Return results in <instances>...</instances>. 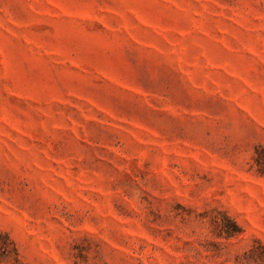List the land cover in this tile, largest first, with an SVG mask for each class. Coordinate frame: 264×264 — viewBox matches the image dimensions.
<instances>
[{"label":"rangeland","instance_id":"1","mask_svg":"<svg viewBox=\"0 0 264 264\" xmlns=\"http://www.w3.org/2000/svg\"><path fill=\"white\" fill-rule=\"evenodd\" d=\"M0 264H264V0H0Z\"/></svg>","mask_w":264,"mask_h":264}]
</instances>
